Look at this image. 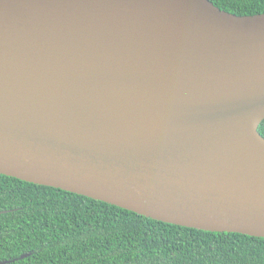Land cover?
<instances>
[{
	"label": "water",
	"instance_id": "1",
	"mask_svg": "<svg viewBox=\"0 0 264 264\" xmlns=\"http://www.w3.org/2000/svg\"><path fill=\"white\" fill-rule=\"evenodd\" d=\"M114 87L153 96L150 119L131 125L91 96ZM263 120L264 13L211 0H0L1 174L264 237Z\"/></svg>",
	"mask_w": 264,
	"mask_h": 264
},
{
	"label": "trees",
	"instance_id": "2",
	"mask_svg": "<svg viewBox=\"0 0 264 264\" xmlns=\"http://www.w3.org/2000/svg\"><path fill=\"white\" fill-rule=\"evenodd\" d=\"M211 1L237 15L264 13V0ZM259 132L264 137V120ZM0 261L264 264V237L176 225L0 173Z\"/></svg>",
	"mask_w": 264,
	"mask_h": 264
},
{
	"label": "bare ground",
	"instance_id": "3",
	"mask_svg": "<svg viewBox=\"0 0 264 264\" xmlns=\"http://www.w3.org/2000/svg\"><path fill=\"white\" fill-rule=\"evenodd\" d=\"M91 96L106 110L117 109L123 119L131 125L145 123L150 119L151 111L146 104L153 96L138 90L125 88H104L93 92Z\"/></svg>",
	"mask_w": 264,
	"mask_h": 264
}]
</instances>
